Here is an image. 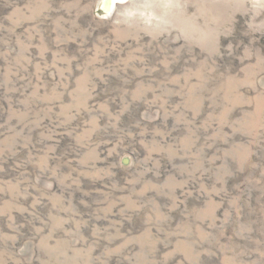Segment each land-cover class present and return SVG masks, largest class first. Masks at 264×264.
<instances>
[{
  "label": "rangeland",
  "instance_id": "374dc122",
  "mask_svg": "<svg viewBox=\"0 0 264 264\" xmlns=\"http://www.w3.org/2000/svg\"><path fill=\"white\" fill-rule=\"evenodd\" d=\"M105 1L0 0V264H264V0Z\"/></svg>",
  "mask_w": 264,
  "mask_h": 264
},
{
  "label": "bare ground",
  "instance_id": "6f19581e",
  "mask_svg": "<svg viewBox=\"0 0 264 264\" xmlns=\"http://www.w3.org/2000/svg\"><path fill=\"white\" fill-rule=\"evenodd\" d=\"M118 0H106L105 5L109 7L110 5H114V3H117Z\"/></svg>",
  "mask_w": 264,
  "mask_h": 264
},
{
  "label": "water",
  "instance_id": "95a60500",
  "mask_svg": "<svg viewBox=\"0 0 264 264\" xmlns=\"http://www.w3.org/2000/svg\"><path fill=\"white\" fill-rule=\"evenodd\" d=\"M107 8V7H106Z\"/></svg>",
  "mask_w": 264,
  "mask_h": 264
}]
</instances>
